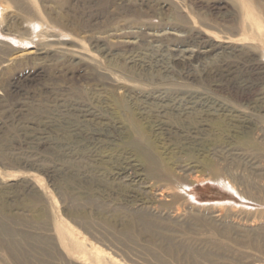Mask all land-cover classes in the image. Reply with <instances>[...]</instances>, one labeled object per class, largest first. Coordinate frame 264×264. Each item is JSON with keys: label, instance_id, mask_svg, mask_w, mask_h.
<instances>
[{"label": "rangeland", "instance_id": "374dc122", "mask_svg": "<svg viewBox=\"0 0 264 264\" xmlns=\"http://www.w3.org/2000/svg\"><path fill=\"white\" fill-rule=\"evenodd\" d=\"M252 19L264 0H0V264H264Z\"/></svg>", "mask_w": 264, "mask_h": 264}, {"label": "bare ground", "instance_id": "6f19581e", "mask_svg": "<svg viewBox=\"0 0 264 264\" xmlns=\"http://www.w3.org/2000/svg\"><path fill=\"white\" fill-rule=\"evenodd\" d=\"M248 7V8H247ZM246 7V15L250 16V10H251V6L248 4ZM253 26H255V28L257 29V34H262L263 33V28H264V25L261 21L257 20V19H252V21H250ZM61 233L64 232V230H60Z\"/></svg>", "mask_w": 264, "mask_h": 264}]
</instances>
